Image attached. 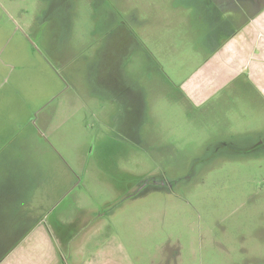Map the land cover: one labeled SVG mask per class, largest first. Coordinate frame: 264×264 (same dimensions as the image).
<instances>
[{
    "label": "rangeland",
    "instance_id": "1",
    "mask_svg": "<svg viewBox=\"0 0 264 264\" xmlns=\"http://www.w3.org/2000/svg\"><path fill=\"white\" fill-rule=\"evenodd\" d=\"M225 18L203 0H0V131L35 122V155L66 164L49 219L66 216L68 264H264V101L232 83L195 108L180 89ZM161 171L189 183L135 190Z\"/></svg>",
    "mask_w": 264,
    "mask_h": 264
},
{
    "label": "crops",
    "instance_id": "2",
    "mask_svg": "<svg viewBox=\"0 0 264 264\" xmlns=\"http://www.w3.org/2000/svg\"><path fill=\"white\" fill-rule=\"evenodd\" d=\"M216 13L226 18L209 26L205 36L208 56L182 82L183 95L192 107H200L235 83L247 96L264 101V1L249 10L239 0H231L230 6ZM32 124V131L28 129L23 137L14 125L10 132L0 131V157L4 140L15 136L8 160L0 162V264H68L61 238L66 237L62 229L66 216L62 211L56 214V230L49 219L51 200L60 201L68 189V170L64 163L47 166L35 155L40 150L45 156L48 146ZM72 263H81L77 254ZM81 264L117 262H98L92 257Z\"/></svg>",
    "mask_w": 264,
    "mask_h": 264
},
{
    "label": "flooded vegetation",
    "instance_id": "3",
    "mask_svg": "<svg viewBox=\"0 0 264 264\" xmlns=\"http://www.w3.org/2000/svg\"><path fill=\"white\" fill-rule=\"evenodd\" d=\"M233 1V0H232ZM260 0H239V5L244 6L249 8V10L252 9L253 6H255V3ZM264 1V0H262ZM203 4L209 9H214L216 11V9L220 10L224 7H228L231 5V0H203ZM220 29V28H219ZM218 29V30H219ZM216 32L219 34L221 31H217ZM127 42L126 39H123L122 41L119 42L120 46H124ZM138 102H140L138 100ZM137 105L142 107L141 102L140 104L137 103ZM201 107V106H200ZM198 108V107H195ZM141 117V116H140ZM132 128V129H131ZM129 130H130V136L134 137L136 135H138V131L132 127V125L129 126ZM260 138V139H259ZM259 139V140H258ZM264 139V137H258L256 138V143L261 142ZM213 146H215V149H220V150H225V151H231V153H239V154H246V153H251L253 152V148L248 149V150H242V148L239 147V149H234L237 148L234 144L233 141L231 140H227L226 138H219L218 141L212 143ZM234 147V148H232ZM244 149V148H243ZM256 149H261L264 150L262 148H256ZM219 152H217L214 156H216ZM201 162V164L203 163V160L200 159L199 160ZM199 165V164H198ZM197 166L194 167V165H191L188 168V174L187 176H191V175H195L197 170ZM188 177V178H189ZM182 178H185L184 176H170V175H166L165 172L161 171V173H158L157 175H146L145 177H143L141 179V182L139 183V185L135 188V190H144L147 188H152L155 190H160V189H166L169 191H172L179 183H184V184H188L189 180H181ZM186 181V182H185ZM134 190V191H135Z\"/></svg>",
    "mask_w": 264,
    "mask_h": 264
}]
</instances>
